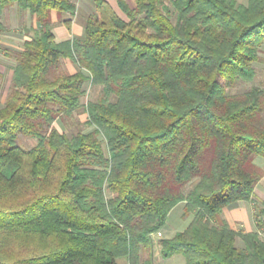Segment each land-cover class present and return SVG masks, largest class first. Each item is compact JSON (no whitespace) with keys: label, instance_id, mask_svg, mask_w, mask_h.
<instances>
[{"label":"trees","instance_id":"obj_1","mask_svg":"<svg viewBox=\"0 0 264 264\" xmlns=\"http://www.w3.org/2000/svg\"><path fill=\"white\" fill-rule=\"evenodd\" d=\"M94 1L83 34L57 41L51 10L74 1L0 0L38 22L0 106V264H154L152 236L181 202L192 217L158 239L163 258L264 264L257 229L222 217L248 200L264 226V74L228 92L264 62V0H117L126 18ZM86 83L98 95L82 103ZM79 107L90 129L54 125Z\"/></svg>","mask_w":264,"mask_h":264},{"label":"crops","instance_id":"obj_2","mask_svg":"<svg viewBox=\"0 0 264 264\" xmlns=\"http://www.w3.org/2000/svg\"><path fill=\"white\" fill-rule=\"evenodd\" d=\"M72 1L76 4L74 13H68L66 11L59 12L55 9L51 10V30L57 41L72 38L74 35H82L86 17L95 11L94 0ZM108 2L120 16L126 18L117 0H108ZM128 2L133 4V0H128ZM37 26L38 22L35 15L31 14L28 10L20 9L16 4L4 8L2 13H0L1 54L4 55L5 58H11L12 53L23 50L24 41L30 39ZM3 29L9 30V39L2 38ZM62 67L70 73L76 72L78 69L75 63L69 58L62 59ZM9 73L12 79L13 68L9 70ZM257 164L264 170V161L262 164ZM254 195L259 200L264 199V172L254 186ZM189 217L191 219L192 214H190ZM222 217L231 228L241 232L252 231L259 228L254 217L252 202L248 200H237L225 206L222 210ZM153 236V240L158 243V239L163 237V230L160 229L158 232L154 233ZM239 240L243 244L242 239L239 238ZM175 256L176 254L172 257Z\"/></svg>","mask_w":264,"mask_h":264},{"label":"rangeland","instance_id":"obj_3","mask_svg":"<svg viewBox=\"0 0 264 264\" xmlns=\"http://www.w3.org/2000/svg\"><path fill=\"white\" fill-rule=\"evenodd\" d=\"M239 2L246 3V0H238ZM7 31V32H6ZM8 29L4 30L2 32V38L3 39H9V33ZM6 36V37H5ZM261 55L264 57V44L261 46ZM9 59V60H8ZM11 60V61H10ZM16 62V55L15 53H12L11 58L7 57L5 58L4 55L0 52V106L3 105L6 95L8 94L11 86V75L9 73V70L12 68L13 64ZM254 68L256 70V75L252 81H246L241 80L238 83H236L233 87H230L228 92L229 94H237L239 92H243L247 89H249L252 84H257L260 82V80L263 78L264 74V62H254ZM87 89H88V96L84 95L81 97V102L85 103L86 99L88 97H96L98 95L97 91H95V88L88 86V83H86ZM263 116V115H262ZM87 118V113L85 112L83 107H79L78 110H76L73 113V116L70 117H64V118H58L54 122V125L64 132L70 133L72 131H75L78 126L84 128L85 130L90 129L91 127L84 126L83 122ZM264 118V116H263ZM36 140L34 138H22L21 144L23 146H32L35 144ZM254 161L257 163H263L264 158L261 156H256L254 158ZM107 194L109 195L110 192L107 191ZM189 215L184 216L183 215V205L182 203L176 204L168 213L167 219L165 224L162 226L163 230V237H170L172 236L176 231L184 229L187 224L189 223ZM154 236H152L153 238ZM154 241V240H153ZM152 247V258L154 261V264H185V257L181 253H177L175 257H168L163 258L160 254V246L157 243V241H154ZM242 242L239 240V238L236 239V245H240ZM175 255V254H174ZM142 257H145V253L142 252ZM118 261L122 264H127V259L125 257L118 258Z\"/></svg>","mask_w":264,"mask_h":264},{"label":"built area","instance_id":"obj_4","mask_svg":"<svg viewBox=\"0 0 264 264\" xmlns=\"http://www.w3.org/2000/svg\"><path fill=\"white\" fill-rule=\"evenodd\" d=\"M257 232L259 234V236L264 239V226H259V228L257 229Z\"/></svg>","mask_w":264,"mask_h":264}]
</instances>
